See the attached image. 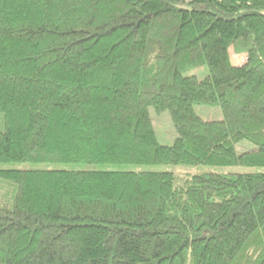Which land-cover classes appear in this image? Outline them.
I'll list each match as a JSON object with an SVG mask.
<instances>
[{"label":"trees","instance_id":"16d2710c","mask_svg":"<svg viewBox=\"0 0 264 264\" xmlns=\"http://www.w3.org/2000/svg\"><path fill=\"white\" fill-rule=\"evenodd\" d=\"M0 115V264H264V173L154 170L264 169V0H0Z\"/></svg>","mask_w":264,"mask_h":264},{"label":"rangeland","instance_id":"374dc122","mask_svg":"<svg viewBox=\"0 0 264 264\" xmlns=\"http://www.w3.org/2000/svg\"><path fill=\"white\" fill-rule=\"evenodd\" d=\"M230 62L233 66H241L244 64L246 55L238 54L232 48L229 49ZM208 75V68L206 66L198 67L184 73L185 77H195L198 80H203ZM195 114L204 121L215 122L222 120V113L218 107H209L203 105L194 106ZM149 114L153 122L157 142L162 146H172L176 134L170 115L167 111L157 113L153 108H149ZM3 126V119L0 115V128ZM255 150V146L247 141L240 142L236 146V153L242 154ZM84 166H53L45 164H22L19 166L11 165L3 168H20L24 170H45V169H79ZM2 167H0L1 169ZM154 170L162 172H171L176 175H192L201 173H218V174H234V173H248V172H261L264 169H247V168H219L209 166H159ZM16 195V186L12 183L0 180V206L4 208H11L14 197Z\"/></svg>","mask_w":264,"mask_h":264}]
</instances>
